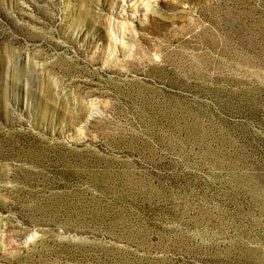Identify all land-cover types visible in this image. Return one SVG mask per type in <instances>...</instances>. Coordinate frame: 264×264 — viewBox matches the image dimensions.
Masks as SVG:
<instances>
[{
	"label": "rangeland",
	"instance_id": "1",
	"mask_svg": "<svg viewBox=\"0 0 264 264\" xmlns=\"http://www.w3.org/2000/svg\"><path fill=\"white\" fill-rule=\"evenodd\" d=\"M0 264H264V0H0Z\"/></svg>",
	"mask_w": 264,
	"mask_h": 264
}]
</instances>
